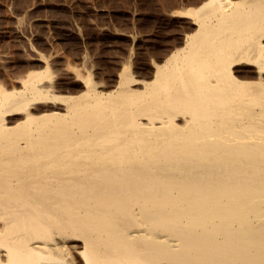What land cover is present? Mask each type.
<instances>
[{
	"label": "bare ground",
	"instance_id": "bare-ground-1",
	"mask_svg": "<svg viewBox=\"0 0 264 264\" xmlns=\"http://www.w3.org/2000/svg\"><path fill=\"white\" fill-rule=\"evenodd\" d=\"M182 12L143 75L0 84V264H264V0Z\"/></svg>",
	"mask_w": 264,
	"mask_h": 264
},
{
	"label": "rangeland",
	"instance_id": "rangeland-1",
	"mask_svg": "<svg viewBox=\"0 0 264 264\" xmlns=\"http://www.w3.org/2000/svg\"><path fill=\"white\" fill-rule=\"evenodd\" d=\"M200 1L0 0V84L44 68L38 54L60 93L77 92V72L108 83L128 64L143 75L191 27L180 11Z\"/></svg>",
	"mask_w": 264,
	"mask_h": 264
}]
</instances>
